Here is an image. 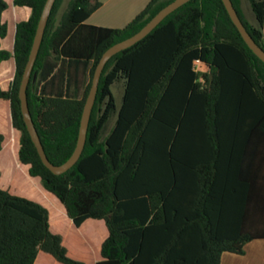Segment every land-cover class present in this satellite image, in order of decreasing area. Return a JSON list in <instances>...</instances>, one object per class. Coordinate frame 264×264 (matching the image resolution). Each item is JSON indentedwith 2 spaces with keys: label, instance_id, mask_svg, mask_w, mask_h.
<instances>
[{
  "label": "trees",
  "instance_id": "1",
  "mask_svg": "<svg viewBox=\"0 0 264 264\" xmlns=\"http://www.w3.org/2000/svg\"><path fill=\"white\" fill-rule=\"evenodd\" d=\"M172 1L150 0L120 29L87 23L100 0H69L56 24L64 0L55 1L27 88L33 124L53 165L75 149L103 53ZM239 1L231 0L264 51V0H247L254 25ZM45 2L12 0L31 13L15 25L12 53L0 49V64L11 58L15 64L0 100L9 102L20 134L18 161L29 176L56 198L75 229L104 222L95 264H220L223 253L241 256L247 243L264 240V63L222 1L190 0L106 63L83 152L62 175L41 162L18 97ZM6 9L0 0V18ZM6 35L0 21V40ZM120 80L117 106L111 88ZM2 143L0 135V150ZM41 252L59 264H86L69 257L45 207L0 189V264H35Z\"/></svg>",
  "mask_w": 264,
  "mask_h": 264
},
{
  "label": "crops",
  "instance_id": "2",
  "mask_svg": "<svg viewBox=\"0 0 264 264\" xmlns=\"http://www.w3.org/2000/svg\"><path fill=\"white\" fill-rule=\"evenodd\" d=\"M149 1L150 0H102L101 7L90 16L87 23L98 27L113 29L123 28L145 8ZM15 8L20 11L19 13L25 18L30 16V10L28 8ZM103 11L104 13H102ZM13 40L14 35L12 37V50ZM5 45L0 43V49L8 51ZM12 50L11 52H8L12 53ZM202 67L203 70L201 71H204L205 67L203 65ZM14 72L15 64L12 58L0 64V88L2 90H8L10 83L13 80ZM0 135L3 136L2 148L0 150V189L6 190L16 196L25 197L23 196L24 194L21 193L24 185L29 183H40L36 180V178H31L29 176L28 166L22 165L18 161L20 134L12 126L10 105L9 102L5 100H0ZM3 181L4 183L2 184ZM86 223H91L93 226L100 228L99 236L96 237V240L91 241L92 245L90 248L94 255L95 251L99 253L101 244L104 241L107 232L105 233L106 230L104 222L96 220L86 221L77 230L81 231L82 227ZM239 258L245 260L244 262L246 264H264V240H256L247 243L244 246V254L241 256L223 253L221 255L220 264H243ZM99 259L100 257L95 258V261L97 262Z\"/></svg>",
  "mask_w": 264,
  "mask_h": 264
},
{
  "label": "water",
  "instance_id": "3",
  "mask_svg": "<svg viewBox=\"0 0 264 264\" xmlns=\"http://www.w3.org/2000/svg\"><path fill=\"white\" fill-rule=\"evenodd\" d=\"M56 0H46L43 10L41 12L35 36L33 39L32 47L28 56V61L26 63L21 83L19 86L18 97L20 100V107L21 113L23 116V120L26 126V129L29 133L32 143L34 144L36 151L40 157L41 162L43 165L51 171L55 175H62L66 173L69 169H71L79 160L84 146L86 142L88 124L92 112V108L95 103L98 84L100 81V77L102 75L103 69L106 63L117 53L132 47L142 39H144L152 30H154L168 15L172 12L180 8L182 5L186 4L190 0H174L164 8H162L155 16H153L136 34L133 36L118 42L108 48L101 58L99 59L94 74L92 77L91 87L86 98L81 119L79 125V132L77 137V142L75 149L72 155L69 157L67 161H65L61 165H53L47 158L43 146L41 144L40 138L36 131V128L33 124L29 108L27 102V88L31 79V75L33 72V68L37 59V55L40 49V45L44 36L45 28ZM227 14L232 21L233 25L236 27L237 31L239 32L240 36L242 37L243 41L247 45V47L252 51V53L264 63V51L255 43V41L251 38L249 33L247 32L246 28L244 27L243 23L241 22L236 10L234 9L231 0H221ZM33 79H35V75H33Z\"/></svg>",
  "mask_w": 264,
  "mask_h": 264
},
{
  "label": "rangeland",
  "instance_id": "4",
  "mask_svg": "<svg viewBox=\"0 0 264 264\" xmlns=\"http://www.w3.org/2000/svg\"><path fill=\"white\" fill-rule=\"evenodd\" d=\"M4 1L7 3V9L1 14L0 21L1 23L6 24L7 35L4 39L0 40V43L4 45L6 43L5 47H7L8 51L11 52L12 37L14 35L15 25L20 21L27 20L29 17L27 16L25 18L22 14H20L19 13L20 11H18L13 6L12 0H4ZM68 1L69 0H64L62 6L60 7L59 12L57 14V18H56V24H58L61 14L64 12ZM101 1L102 0H100V2ZM239 2H240L241 11L243 13L244 18L247 20V22L254 25L255 24L254 16L252 14L249 3L247 2V0H240ZM102 13H104V11ZM195 67L197 70H203L202 64L199 62L195 63ZM111 89H112V94L115 98L116 105L119 106L121 103V98L123 94V81L122 80L117 81L112 86ZM111 119H112L111 122L108 123L109 124L108 130L111 128L114 122V117H112ZM36 180L39 181V179H36ZM3 183L4 181L2 182V184ZM21 193L24 194L22 195L25 196V198L39 202V204H41L43 207H45L48 210L50 228L53 233L59 234L62 237L63 244L68 250L69 257L75 260L83 261L86 264L96 263L95 258L100 257V255L99 253H97V251H95L93 255V253L91 252V248L87 247L89 246L87 241L89 240L91 242L92 240H96V237L99 236L100 234L99 227L93 226L91 223H88V224L86 223L82 227L81 231H78L77 229H75L70 223V221L68 220V218L66 217L63 207L56 200V198L48 194L42 188V186L38 183L36 184L29 183V184L24 185L22 187ZM93 227L95 228V231ZM81 234L85 235L86 239L88 240L86 241V239H82V237L80 236ZM241 261L243 264H246L244 262L245 260L241 259ZM36 264H59V263L53 260L51 256L41 252L38 255Z\"/></svg>",
  "mask_w": 264,
  "mask_h": 264
},
{
  "label": "built area",
  "instance_id": "5",
  "mask_svg": "<svg viewBox=\"0 0 264 264\" xmlns=\"http://www.w3.org/2000/svg\"><path fill=\"white\" fill-rule=\"evenodd\" d=\"M198 62V61H197Z\"/></svg>",
  "mask_w": 264,
  "mask_h": 264
}]
</instances>
